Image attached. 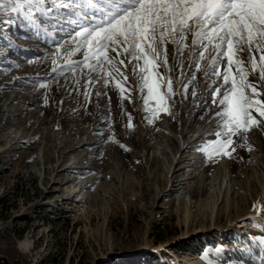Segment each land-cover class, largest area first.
Wrapping results in <instances>:
<instances>
[{
	"label": "rangeland",
	"instance_id": "374dc122",
	"mask_svg": "<svg viewBox=\"0 0 264 264\" xmlns=\"http://www.w3.org/2000/svg\"><path fill=\"white\" fill-rule=\"evenodd\" d=\"M67 11L0 14V264H264V117L253 110L260 123L230 156L197 150L220 131L210 92L222 80L173 44L167 112L150 121L131 76V100L98 73L86 100V68L52 71L67 62ZM248 80L264 102L259 73Z\"/></svg>",
	"mask_w": 264,
	"mask_h": 264
},
{
	"label": "snow or ice",
	"instance_id": "6c2138e0",
	"mask_svg": "<svg viewBox=\"0 0 264 264\" xmlns=\"http://www.w3.org/2000/svg\"><path fill=\"white\" fill-rule=\"evenodd\" d=\"M60 9H68L61 17L67 18L68 27L60 29L64 35L57 41L56 55L63 48L67 62L52 71L75 73L86 68V100L88 85L95 83L92 73L101 74L105 86L110 79L115 81L121 98L131 100L132 86L125 87L131 76L140 91L146 89L147 118L151 121L159 112H167L166 101L177 95L170 75L173 69L168 66L167 45L173 44L177 55L190 49L196 71L202 70L200 61L209 60L204 75L222 80L210 92L212 103L220 107L216 113L220 131L215 133V141L197 150L205 151L209 158L230 156L226 145L233 143L232 137L260 123L253 110L264 117V102L258 99L262 93L248 80L250 73L258 72L259 81L264 82V0H0V14L16 13L30 22L37 15ZM72 44V48L65 47ZM81 52L82 59H72ZM244 53L247 61L242 59ZM162 66L164 73L159 71ZM189 75L195 79L194 72ZM46 86L47 81L40 82V87ZM183 87L186 93L187 84ZM150 101L155 107L149 106Z\"/></svg>",
	"mask_w": 264,
	"mask_h": 264
},
{
	"label": "bare ground",
	"instance_id": "6f19581e",
	"mask_svg": "<svg viewBox=\"0 0 264 264\" xmlns=\"http://www.w3.org/2000/svg\"><path fill=\"white\" fill-rule=\"evenodd\" d=\"M11 98H9V100H10ZM8 100V101H9ZM12 102V101H11ZM188 135V134H187ZM186 135V136H187ZM68 154V153H67ZM67 157H69V156H67ZM66 158H64V160H65ZM176 172H173V174H172V176L174 177V178H176ZM181 185V183H179L178 181H175V179H173V181H166L165 182V185H164V187L161 189V192L162 191H166L167 189H168V187H170L171 189H177V187H179ZM183 185V184H182Z\"/></svg>",
	"mask_w": 264,
	"mask_h": 264
},
{
	"label": "trees",
	"instance_id": "16d2710c",
	"mask_svg": "<svg viewBox=\"0 0 264 264\" xmlns=\"http://www.w3.org/2000/svg\"><path fill=\"white\" fill-rule=\"evenodd\" d=\"M180 250H182V247L180 248ZM2 264H6V263L3 262Z\"/></svg>",
	"mask_w": 264,
	"mask_h": 264
},
{
	"label": "water",
	"instance_id": "95a60500",
	"mask_svg": "<svg viewBox=\"0 0 264 264\" xmlns=\"http://www.w3.org/2000/svg\"><path fill=\"white\" fill-rule=\"evenodd\" d=\"M8 264H11V263L8 262Z\"/></svg>",
	"mask_w": 264,
	"mask_h": 264
}]
</instances>
